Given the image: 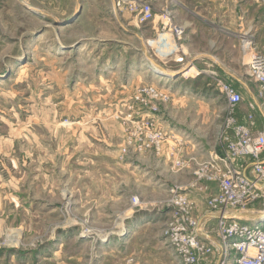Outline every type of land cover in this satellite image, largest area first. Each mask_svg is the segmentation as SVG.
Masks as SVG:
<instances>
[{
	"label": "rangeland",
	"instance_id": "obj_1",
	"mask_svg": "<svg viewBox=\"0 0 264 264\" xmlns=\"http://www.w3.org/2000/svg\"><path fill=\"white\" fill-rule=\"evenodd\" d=\"M145 1L157 21L167 1L182 7L181 0ZM129 2L0 0V264H181L163 237L171 217L160 181L167 173L142 158L163 152H137L128 143L149 105L158 104L164 130L171 134L169 122L211 150L227 107L201 71L223 74L198 54L194 63L203 69L183 76L187 59L180 61L172 36L166 48L153 42L165 32L137 24ZM222 30L212 53L256 88L247 47L258 51L256 24ZM196 43L207 47L205 37ZM154 63L171 74L154 71ZM147 86L168 91L169 100L145 103L140 90ZM174 178L169 173L167 189L193 190L192 178Z\"/></svg>",
	"mask_w": 264,
	"mask_h": 264
},
{
	"label": "built area",
	"instance_id": "obj_2",
	"mask_svg": "<svg viewBox=\"0 0 264 264\" xmlns=\"http://www.w3.org/2000/svg\"><path fill=\"white\" fill-rule=\"evenodd\" d=\"M251 1L264 5V0ZM128 5L137 24L147 26L156 20L151 2L130 0ZM157 30L170 33L178 43L185 36V29L175 21V10L171 7L163 10ZM156 41L165 48L161 45L162 39L158 37L153 42ZM247 47L251 49L248 65L259 101L247 104L248 123L238 117L244 102L242 93L214 70L201 71L213 78V85L226 103L227 117L221 134L207 158L186 156L179 151L171 154L176 171L191 166L192 188L202 189L199 184L205 182L218 186L217 193L206 197L208 208L218 215L217 226L211 232L202 230L195 214L196 203L186 192L187 187L174 185L169 189L165 206L171 210V217L163 228V237L181 264H264V129L257 127L256 120L259 108L264 110V53L252 50L250 44ZM140 91L147 96L142 98L145 103L149 100L164 103L170 98L168 91L154 86ZM158 112V104L149 105V114L138 127L135 139L128 143L134 145L135 151L159 155L171 141L178 146L183 144L177 134H169L160 126L155 119ZM132 200L136 210L143 206L137 196Z\"/></svg>",
	"mask_w": 264,
	"mask_h": 264
},
{
	"label": "crops",
	"instance_id": "obj_3",
	"mask_svg": "<svg viewBox=\"0 0 264 264\" xmlns=\"http://www.w3.org/2000/svg\"><path fill=\"white\" fill-rule=\"evenodd\" d=\"M181 4L182 7L174 9L175 18L178 15V11H181L180 13L185 12V15L181 16L180 19V22L183 23L181 25L186 31L184 39H182L179 43L174 41V45H176V47L179 49L178 51H180V61H183L185 58L187 59L186 64L184 63V66L182 65L183 67H181V70L183 71V69L186 67H189L187 70L196 69L198 71L203 69V67L197 66L195 64L196 62L194 63L195 57L198 56V54L201 56L200 58H202V60L205 59L206 61H210L215 64L223 74V78L228 80L242 93L244 102L239 112V120L243 123H248L246 118L248 102L253 100L256 103H259L257 97V86L256 88H252L250 85H248L243 77L245 72L243 74L241 71L231 69L230 66L223 63L222 60L219 61L218 57H215L212 53V50L214 49V45L220 47L222 42V29L229 30L231 32H239L241 25L247 22H254L256 24L257 36L256 47L259 52L264 53V6L262 7L261 5L249 3V1L246 0H181ZM166 7H171L168 1L166 2ZM218 10L219 12H217ZM158 23L160 24V19L159 21L155 20L154 22H151V24H154L156 30L159 27L156 26ZM167 33L161 35L160 39L163 37L161 44L165 42V46L169 47L170 45ZM142 36L147 42V45H150V35L147 34L146 31H143ZM214 36H217V39H214ZM200 37L206 38L208 48L200 46L198 47L196 41ZM208 62L205 64H208ZM175 70L177 71L179 69ZM196 75L200 74L197 72ZM253 83L256 85L255 82ZM256 117L257 122L260 120H258V117L264 118V110L259 108V110L256 112ZM161 121L162 125H164L165 121ZM173 126L174 125L171 123L166 122V127L170 129L171 133L177 134L176 137L183 140V144L181 146H178L174 141H171L165 145L164 151L160 156L152 154L142 156L144 161L154 160L159 163V165L162 166L163 171L167 173V175L164 174L165 179L160 180L162 185H164L163 188L166 194L169 191L166 185L167 182L170 181V179H168L169 173L174 175V181L176 183L182 182L183 178L187 179V181L191 178L193 180L192 172H189L188 170H173L171 158L172 152L179 151L180 153L183 152V155L187 153L188 156L191 155L200 159H204L207 158L210 152L214 149V147H212L211 150L207 149L206 145L203 144V141H197L193 137L189 138V136L185 137L186 133L189 134L187 130ZM199 185L202 186V189H200V187L193 188V190H189L187 193L196 203L195 214L200 220L202 230H204V232H211L217 226L218 215L208 208L206 197L209 193H217L218 186L217 183L214 182H205L200 183ZM216 254H218V250L216 251Z\"/></svg>",
	"mask_w": 264,
	"mask_h": 264
},
{
	"label": "bare ground",
	"instance_id": "obj_4",
	"mask_svg": "<svg viewBox=\"0 0 264 264\" xmlns=\"http://www.w3.org/2000/svg\"><path fill=\"white\" fill-rule=\"evenodd\" d=\"M151 58V57H150ZM153 61V60H152ZM155 61V60H154ZM157 63V62H156ZM155 64V63H154ZM156 65V67H154V71H156V72H158V73H163V74H166V75H170L171 74V71H166V72H164V68H162L161 66H159V65H157V64H155ZM182 72V71H181ZM191 72H192V70L190 69L189 71H187L186 70V72L184 73V75L185 76H190V74H191ZM174 75V74H173Z\"/></svg>",
	"mask_w": 264,
	"mask_h": 264
},
{
	"label": "trees",
	"instance_id": "obj_5",
	"mask_svg": "<svg viewBox=\"0 0 264 264\" xmlns=\"http://www.w3.org/2000/svg\"><path fill=\"white\" fill-rule=\"evenodd\" d=\"M201 77H202V76H199L198 78H195V79H194V82H195V83L199 82V80L201 79ZM208 83H209V82H207V84H208ZM239 112H240V111H239ZM238 117H239V113H238ZM258 124H259V123L257 122V127L264 129V127L258 126Z\"/></svg>",
	"mask_w": 264,
	"mask_h": 264
},
{
	"label": "water",
	"instance_id": "obj_6",
	"mask_svg": "<svg viewBox=\"0 0 264 264\" xmlns=\"http://www.w3.org/2000/svg\"><path fill=\"white\" fill-rule=\"evenodd\" d=\"M188 68H189V67H186L183 71H186ZM165 75H166V74H165ZM175 75H178V74H174V76H175Z\"/></svg>",
	"mask_w": 264,
	"mask_h": 264
}]
</instances>
